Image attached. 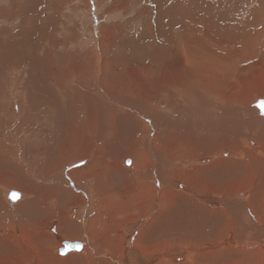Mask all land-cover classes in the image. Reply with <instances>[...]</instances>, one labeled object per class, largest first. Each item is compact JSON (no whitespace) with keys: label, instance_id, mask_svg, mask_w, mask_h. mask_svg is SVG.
<instances>
[{"label":"bare ground","instance_id":"obj_1","mask_svg":"<svg viewBox=\"0 0 264 264\" xmlns=\"http://www.w3.org/2000/svg\"><path fill=\"white\" fill-rule=\"evenodd\" d=\"M168 51L159 78L133 68L120 92L79 70L80 60L54 96L0 68V264H264V66L249 77L263 82L201 102L187 89L217 71L212 54ZM221 57L222 66L233 59ZM58 91L73 99L64 113Z\"/></svg>","mask_w":264,"mask_h":264},{"label":"rangeland","instance_id":"obj_2","mask_svg":"<svg viewBox=\"0 0 264 264\" xmlns=\"http://www.w3.org/2000/svg\"><path fill=\"white\" fill-rule=\"evenodd\" d=\"M195 17L197 18L194 19ZM222 17L224 18L222 19ZM262 17L263 19H260ZM170 34L171 37L168 40ZM228 42L233 44V49H230ZM176 45L180 50L185 47L188 54L198 52L204 54L202 56L204 59L208 58L205 54H212L211 60L214 64L211 69L217 71H212L213 75L206 82L194 83L191 79L193 84L187 89V91L192 89L195 93L197 90V95L202 97L203 101L201 102L216 101L219 99L220 92L227 89L235 92L238 85L246 91V81L249 79L250 73L255 70V65L264 66V0H0V60L2 58L4 63L7 60L11 62L7 61L4 65H0V68L5 66L6 71H15L16 74H19L17 75L19 80L24 78L26 80L30 77L31 87H34V90L35 86L36 88L39 86L43 93L47 91L48 94L51 93L50 96L56 95L57 89H54L56 86L57 88L58 86L59 88L66 87L67 83L60 87L62 78H66L71 73V63L77 60H80L81 63V66L75 64L79 70L80 68L81 70L82 68L86 69L89 77L103 78L104 88L110 91H126V88L128 90L129 82L127 81L125 85L122 84L126 75H129V70L133 68L136 73L146 70L149 78L157 79L161 74L159 70L169 61L170 57L168 58V56H171V53L166 54L165 56H168L163 59L162 53L170 52L168 49L170 50L171 46L174 48ZM2 53L4 54L2 55ZM32 53L37 57V60L32 56L29 59V55ZM14 54L29 60L21 62L22 65L19 67L20 60L16 62V56L15 60L12 56ZM227 54L235 60L231 59L227 66H222L220 64L221 56L226 58ZM55 55L58 56L57 59ZM34 62L38 64L33 65ZM56 63L61 64H57V66ZM95 69H97L98 75L92 74ZM67 71L69 74L66 73ZM53 73L57 79L55 83L53 82L54 85H49L50 91L45 86L44 80L53 76ZM238 77L243 78L242 80L245 82L237 83L235 80ZM259 78L263 82L261 75H258L256 79ZM256 79L251 78L248 82L252 81L253 83ZM56 83L59 84L56 85ZM201 83L207 84L213 94L208 92L206 96L199 92L198 85ZM112 84H118L119 87ZM20 88L26 87L20 86ZM68 89L71 90V86ZM42 90L36 89L35 92L39 96ZM60 93L58 91L55 101L58 99L56 97L60 98L63 106L60 104L61 108L59 109L64 113L63 110L67 111L71 108L73 99L70 100L71 92L68 93L69 96ZM100 96L102 99L104 98L101 93ZM197 97H195V102H198ZM46 98L44 97V101L48 102L53 97L47 96ZM65 98L67 101L64 100ZM39 100L41 101V99ZM219 103L222 105L221 102ZM118 108H120L119 105ZM52 120L55 121L54 117ZM234 122L239 125V122L244 124L245 120ZM235 123L232 126H237ZM41 126L43 125L41 124ZM119 127L122 125L120 124ZM33 133L35 131L30 132V136L24 138L22 140L24 143H21L28 142ZM122 134L124 135V132ZM137 134L139 135V132ZM124 136L125 139H128L126 135ZM130 140L129 142H131ZM61 143L54 145L57 150ZM118 144L119 149L126 147L124 142H118ZM183 147L193 151V144ZM122 149L118 151H127V148ZM46 159L45 157L44 160L46 161ZM50 160L53 162L54 158L52 157ZM85 163L86 161H80L77 164L70 163L64 169L68 172V170L71 171ZM10 192L15 191L10 190ZM16 193L19 194L17 191ZM64 241L67 240L64 239ZM74 241L80 242L79 240H69L68 242ZM63 248L62 244L58 249ZM81 250L82 247L77 252Z\"/></svg>","mask_w":264,"mask_h":264},{"label":"water","instance_id":"obj_3","mask_svg":"<svg viewBox=\"0 0 264 264\" xmlns=\"http://www.w3.org/2000/svg\"><path fill=\"white\" fill-rule=\"evenodd\" d=\"M14 197H17V195L14 194ZM73 246L76 247V242L73 243Z\"/></svg>","mask_w":264,"mask_h":264}]
</instances>
